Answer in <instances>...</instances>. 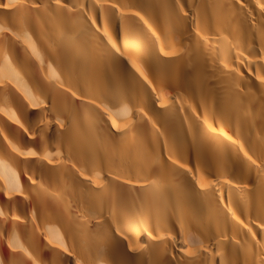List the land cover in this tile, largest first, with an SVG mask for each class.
<instances>
[{"label": "bare ground", "instance_id": "obj_1", "mask_svg": "<svg viewBox=\"0 0 264 264\" xmlns=\"http://www.w3.org/2000/svg\"><path fill=\"white\" fill-rule=\"evenodd\" d=\"M0 264H264V0H0Z\"/></svg>", "mask_w": 264, "mask_h": 264}]
</instances>
